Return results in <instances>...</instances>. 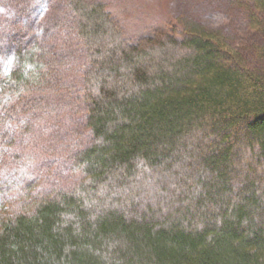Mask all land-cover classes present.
I'll use <instances>...</instances> for the list:
<instances>
[{
	"label": "trees",
	"instance_id": "1",
	"mask_svg": "<svg viewBox=\"0 0 264 264\" xmlns=\"http://www.w3.org/2000/svg\"><path fill=\"white\" fill-rule=\"evenodd\" d=\"M233 1L254 44L197 22L130 43L103 3L62 0L88 52L81 98H67L83 135L59 136L68 171L15 152L8 178L29 182L0 186V264H264V0ZM47 21L29 52L6 25L0 36L16 60L0 64V109L20 124L52 100L39 81L61 58L59 21Z\"/></svg>",
	"mask_w": 264,
	"mask_h": 264
},
{
	"label": "rangeland",
	"instance_id": "2",
	"mask_svg": "<svg viewBox=\"0 0 264 264\" xmlns=\"http://www.w3.org/2000/svg\"><path fill=\"white\" fill-rule=\"evenodd\" d=\"M98 1L103 3L107 11L117 19L125 40L130 43H136L157 28H167L170 23L177 24L182 28L186 22H197L209 31L217 33V36L229 46H245L249 43L254 44L256 41L249 29V19L238 3L233 0H228V2L226 0ZM62 3V0H0V36L6 32L4 26L6 25L9 32L19 38L17 44L21 45L27 40L29 41L27 52L32 48L33 40L34 43L38 42L42 46L46 39L48 31L44 30L39 22L42 19L58 22L57 18H60L62 14L61 20L56 24L57 33H53L50 38V40L57 39L59 41V46H56L55 50L57 55H61V58L57 57L58 66L51 71L53 74L49 79L43 82L39 81V84L45 83V86L51 88L52 91L49 93L52 95L51 102L45 99L46 101L40 103V106H37V116L34 113L35 108L29 110L30 117L33 119L27 118L28 125H25V122L18 123L15 117H9L8 112L0 109V186L5 193H8L14 184L29 182V179H23L21 183H15L17 181L15 177L8 178L11 171H19L22 168V165L18 166V163L16 164L13 160L15 152L19 156L17 161L20 163H22L23 157L31 155L32 158L39 161L43 160L42 165L46 167V163L50 162L52 158L55 161L51 162L60 165L57 167L61 172H63L62 169L68 171L69 163L66 154L69 146L59 136L66 135L67 140L68 132L74 136L77 135V137L83 135L79 131L81 126L84 127L83 123L79 122V109L75 108L67 98H81L80 72L86 66L88 52L84 44L76 43L72 32H67L70 17L67 11H59L60 7H63ZM49 4H51L50 7ZM22 35L24 37L21 39ZM31 38L33 40H30ZM67 41L74 44L69 48L66 45V49H64L61 43L67 44ZM53 44L51 41L47 42V45ZM1 49L4 52L2 57L0 56V64L4 61L11 65L14 64L16 62L13 52L15 47H11L9 52L6 47ZM46 49L48 50L47 47ZM25 50L23 48L20 51ZM37 52L41 53L38 50ZM17 54L19 55V50H17ZM34 84L32 83L31 86ZM67 91L70 92L68 97ZM15 106L24 109L23 102L16 101ZM13 136L16 142L21 145L15 144L14 147H10V139ZM24 166H28L27 162ZM3 185H6L7 189L3 188Z\"/></svg>",
	"mask_w": 264,
	"mask_h": 264
}]
</instances>
